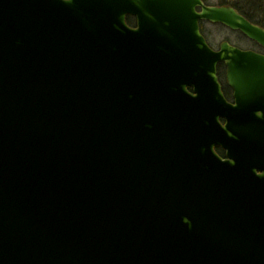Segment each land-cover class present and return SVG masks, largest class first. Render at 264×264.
I'll use <instances>...</instances> for the list:
<instances>
[{
    "label": "water",
    "instance_id": "water-1",
    "mask_svg": "<svg viewBox=\"0 0 264 264\" xmlns=\"http://www.w3.org/2000/svg\"><path fill=\"white\" fill-rule=\"evenodd\" d=\"M201 20L264 48L227 4L0 0V264H264V54Z\"/></svg>",
    "mask_w": 264,
    "mask_h": 264
},
{
    "label": "rangeland",
    "instance_id": "rangeland-1",
    "mask_svg": "<svg viewBox=\"0 0 264 264\" xmlns=\"http://www.w3.org/2000/svg\"><path fill=\"white\" fill-rule=\"evenodd\" d=\"M211 4H218L222 0H207ZM203 30L206 33L212 47L218 48L220 43L227 40L241 48H256L255 42L240 30H233L224 24L203 21Z\"/></svg>",
    "mask_w": 264,
    "mask_h": 264
},
{
    "label": "trees",
    "instance_id": "trees-1",
    "mask_svg": "<svg viewBox=\"0 0 264 264\" xmlns=\"http://www.w3.org/2000/svg\"><path fill=\"white\" fill-rule=\"evenodd\" d=\"M218 4H228L237 8L251 21L264 26V0H222ZM219 75L225 76V65L219 64Z\"/></svg>",
    "mask_w": 264,
    "mask_h": 264
},
{
    "label": "flooded vegetation",
    "instance_id": "flooded-vegetation-1",
    "mask_svg": "<svg viewBox=\"0 0 264 264\" xmlns=\"http://www.w3.org/2000/svg\"><path fill=\"white\" fill-rule=\"evenodd\" d=\"M206 3H209L207 0L205 1ZM200 9V8H199ZM126 20L127 23L132 26V27H136L137 26V17L133 14H128L126 16ZM204 36L207 39V42L209 43V45H211L207 35L204 33V31H202ZM255 42V41H253ZM255 45L257 46L256 48H249L252 50L257 51L258 53L264 54V48L258 44L257 42H255ZM212 46V45H211ZM225 76L222 77V75H219L220 77V82L222 84V89H223V93L225 95V97L230 101V102H234V90L231 88V86L229 85L228 81H227V77H226V66H225V72H224ZM188 90L189 92L194 94V87L193 86H188ZM222 123H225V119L221 118ZM215 153H217L222 159H227L228 155H227V151L225 150V148H223L222 146L218 145L215 146Z\"/></svg>",
    "mask_w": 264,
    "mask_h": 264
}]
</instances>
